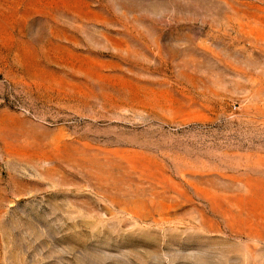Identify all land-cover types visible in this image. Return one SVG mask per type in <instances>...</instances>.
Returning <instances> with one entry per match:
<instances>
[{"label":"rangeland","instance_id":"obj_1","mask_svg":"<svg viewBox=\"0 0 264 264\" xmlns=\"http://www.w3.org/2000/svg\"><path fill=\"white\" fill-rule=\"evenodd\" d=\"M0 264H264V0H0Z\"/></svg>","mask_w":264,"mask_h":264}]
</instances>
